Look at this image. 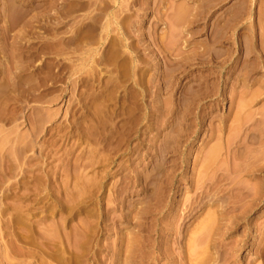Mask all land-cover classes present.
<instances>
[{"label": "rangeland", "instance_id": "obj_1", "mask_svg": "<svg viewBox=\"0 0 264 264\" xmlns=\"http://www.w3.org/2000/svg\"><path fill=\"white\" fill-rule=\"evenodd\" d=\"M0 113V264H264V0H0Z\"/></svg>", "mask_w": 264, "mask_h": 264}, {"label": "bare ground", "instance_id": "obj_2", "mask_svg": "<svg viewBox=\"0 0 264 264\" xmlns=\"http://www.w3.org/2000/svg\"><path fill=\"white\" fill-rule=\"evenodd\" d=\"M6 86H7V85H5V87H6ZM4 97H5V96H4ZM6 97H7V96H6ZM5 100H6V99H5ZM7 100H8V99H7ZM1 102H2V101H1ZM4 102H5V101H4ZM4 102H3V103H4ZM7 102H8V101H7ZM7 102H6V104H7ZM6 104H5V106H6ZM10 111H11V110H10ZM3 112H5V111H3ZM1 113H2V111H1ZM1 113H0V116H1ZM3 114H4V113H3ZM8 114H9V113H8ZM4 115H6V114H4ZM2 117H3V116H2ZM6 117H7V116H6ZM4 118H5V117H4ZM8 120H9V119H8ZM11 129H12V128H11ZM11 129H10V130H11ZM10 130H9V131H10ZM8 133H9V132H8ZM7 159H10V158H7ZM7 161H8V160H7ZM10 162H11V161H9V164H10ZM11 164H12V163H11ZM6 166H7V165H6ZM9 168H10V167H9ZM9 168L7 167V170H8ZM4 171H5V169H4ZM10 171H11V170H10ZM2 172H3V171H2ZM2 172H1V174H2ZM8 173H9V172H8ZM4 175H6V174H4ZM9 190H10V189H9ZM25 191H27V189H25ZM7 193H8V192H7ZM9 193H10V192H9ZM22 193H23V190H22L21 194H22ZM4 194H5V193H4ZM25 194H26V192H25ZM25 194H24V195H25ZM8 195H9V194H8ZM26 195H28V194H26ZM26 195H25V196H26ZM10 196H11V195H10ZM10 196H9V197H10ZM25 196H24V197H25ZM11 197H12V196H11ZM4 198H5V197H4ZM6 199H7V198H6ZM5 201H6V200H5ZM21 201H22V200H21ZM24 202H25V201H24ZM4 205H5V204H4ZM4 205H3V206H4ZM8 205H9V204H8ZM27 205H28V204H27ZM27 205H25V206H27ZM6 207H7V206H6ZM1 208H2V207H1ZM25 208H26V207H25ZM9 214H10V212H9ZM11 218H12V217H11ZM8 220H9V219H8ZM9 221H10V220H9ZM6 222H7V220H6ZM11 223H12V222H11ZM25 224H26V223H25ZM2 225H3V223H2ZM21 225H22V224H21ZM6 226H7V225H6ZM15 226H16V225H15ZM10 227H11V225H10ZM13 227H14V226H13ZM24 227H25V226H24ZM8 228H9V227H8ZM5 229H6V228H5ZM18 229H19V228H18ZM27 229H28V228H27ZM2 230H3V229H2ZM2 230H1V231H2ZM9 230H10V229H9ZM22 230H23V228H22ZM13 231H14V230H13ZM13 231H12V232H13ZM28 231H29V230H28ZM7 232H8V231H7ZM9 232H10V231H9ZM14 232H15V231H14ZM24 232H25V230H24ZM31 232H32V230H31ZM5 233H6V232H5ZM5 233H4V234H5ZM32 233H33V232H32ZM14 234H16V233H14ZM5 235H6V234H5ZM2 237H3V236H2ZM6 237H7V236H6ZM8 237H9V236H8ZM9 238L11 239V237H9ZM14 239H16L15 236H14ZM18 240H19V239H18ZM18 240H17V241H18ZM12 241H13V240H12ZM12 241H11V242H12ZM13 242H14V241H13ZM23 242H25V240H24ZM15 243H16V241H15ZM8 244H9V243H8ZM11 244H12V243H11ZM11 244H10V245H11ZM18 244H19V243H18ZM26 244H27V243H26ZM13 245H14V243H13ZM20 245H21V244H20ZM20 245H19V246H20ZM15 246H16V245H15ZM15 246H14V247H15ZM22 246H23V245H22ZM14 247H13V248H14ZM22 248H23V247H21V250H22ZM57 248H58V247H57ZM9 250H11V248H10ZM24 250H26V248H24ZM18 251H19V250H18ZM22 251H23V250H22ZM25 252H26V251H25ZM23 253H24V252H23ZM58 254H60V253L58 252ZM56 257H57V256H56ZM10 259H11V258H10ZM7 260H8V259H7ZM58 260H59V259H58ZM61 260H62V259H61ZM10 262H11V261H10ZM8 263H9V262H8Z\"/></svg>", "mask_w": 264, "mask_h": 264}]
</instances>
